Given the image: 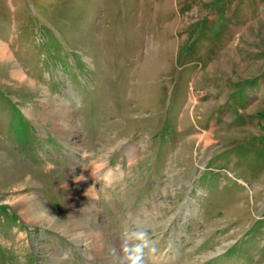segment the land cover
<instances>
[{
	"label": "rangeland",
	"instance_id": "1",
	"mask_svg": "<svg viewBox=\"0 0 264 264\" xmlns=\"http://www.w3.org/2000/svg\"><path fill=\"white\" fill-rule=\"evenodd\" d=\"M137 225L145 264H264V0H0V264Z\"/></svg>",
	"mask_w": 264,
	"mask_h": 264
},
{
	"label": "clouds",
	"instance_id": "2",
	"mask_svg": "<svg viewBox=\"0 0 264 264\" xmlns=\"http://www.w3.org/2000/svg\"><path fill=\"white\" fill-rule=\"evenodd\" d=\"M119 247L120 253L116 257L118 264H145L146 256L157 251L149 232L139 225L123 230ZM112 251L115 252V248Z\"/></svg>",
	"mask_w": 264,
	"mask_h": 264
},
{
	"label": "bare ground",
	"instance_id": "3",
	"mask_svg": "<svg viewBox=\"0 0 264 264\" xmlns=\"http://www.w3.org/2000/svg\"><path fill=\"white\" fill-rule=\"evenodd\" d=\"M3 52V51H2ZM5 52V54L7 53L6 51H4ZM92 166V165H91ZM85 168V173H84V171H81L80 172V179H82V180H86L87 179V176L88 175H91V174H96V169L97 168H99V165L95 162V164L90 168H87V171H86V167H84ZM74 174V173H73ZM72 174V175H73ZM114 175H115V172H114V170L113 169H111V170H108L107 171V173L105 174V176H107L108 178H113L114 177ZM74 176V175H73ZM86 178V179H85ZM85 193L86 194H89V195H93V193H95V192H93V190L91 189V187H88L87 189H86V191H85ZM31 200V199H30ZM36 200V199H35ZM24 201V200H23ZM30 202V201H29ZM29 202H28V204L25 202V205L24 206H27V208L30 206V204H29ZM37 202V201H36ZM32 209V208H31ZM29 211H30V209H29ZM43 211H45V210H43ZM35 212V211H34ZM42 213V212H41ZM38 214V213H37ZM44 214H38L37 215V219H40V220H42L43 218H44V216H43ZM30 216V215H29ZM37 222H39V221H37Z\"/></svg>",
	"mask_w": 264,
	"mask_h": 264
}]
</instances>
